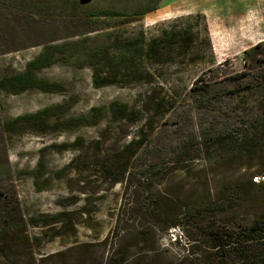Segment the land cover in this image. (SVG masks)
Masks as SVG:
<instances>
[{
	"label": "rangeland",
	"instance_id": "rangeland-1",
	"mask_svg": "<svg viewBox=\"0 0 264 264\" xmlns=\"http://www.w3.org/2000/svg\"><path fill=\"white\" fill-rule=\"evenodd\" d=\"M173 1L119 20L86 12L138 5L0 0V231L13 216L18 226L4 237L22 243L0 264H211L198 254L196 227L160 231L141 213L147 197L208 203L229 180L252 176L245 162L223 175L204 156L184 172L175 161L183 143L196 145L213 123L189 102L191 88L202 77L219 89L249 68L244 53L264 41V0L249 7L237 0ZM42 55L51 56V65L36 69L31 63ZM25 73L31 88L19 80ZM112 105L129 113L113 114ZM147 119L151 147L132 160L133 177L124 178L123 168H99L137 141ZM156 163L158 174L146 175ZM250 208L242 201L231 215L243 217Z\"/></svg>",
	"mask_w": 264,
	"mask_h": 264
},
{
	"label": "trees",
	"instance_id": "trees-1",
	"mask_svg": "<svg viewBox=\"0 0 264 264\" xmlns=\"http://www.w3.org/2000/svg\"><path fill=\"white\" fill-rule=\"evenodd\" d=\"M129 1L138 6L129 11L114 8L90 10L86 12L87 17L127 20L126 18L145 16L156 11L163 0ZM184 37L185 42L190 40L188 30L184 32ZM142 42L140 41L141 44ZM161 42L153 41L149 44V50H157ZM166 42L171 46L172 37ZM244 54L245 64L249 68L222 81L220 84L223 85L219 89L216 88V82L206 81L202 77L194 83L188 100L195 108L210 115L213 123L197 135L196 145L189 147L183 143L175 164L178 166L177 171L184 172L187 171L188 162L197 161L204 156L202 159L206 165L215 162L223 169L224 175L233 166L237 165L239 168L238 163L241 166L245 162L246 169L253 172L252 176L244 181L229 180L223 190L216 194L217 199L208 203L195 202L192 198L178 201L147 197L141 213L144 220L152 221L160 231L175 228L186 233L187 225L196 227L198 254L211 264H264V182H253V177L264 176V41ZM50 58L51 56L42 55L31 64L36 69L46 68L51 65ZM125 74L131 76L129 72ZM19 80L27 88L34 86L30 73H25ZM42 88H45L44 85ZM163 106H166L165 100ZM112 111L113 114L124 116L129 113L126 106L112 105ZM37 117L39 116L22 117L9 126L15 127L23 122L36 120ZM148 130L151 131L149 119L138 130L137 141L132 140L110 159H103L99 162V168H123L124 178H132V160L140 151L151 147L146 136ZM94 165L96 166V162ZM158 169L159 164L156 163L149 166L145 174H158ZM242 201L250 204V210L243 217L231 215L241 206ZM16 226L18 224L13 221V216H9L4 221V230L0 231V256L4 259H9V252L13 249L20 251L22 248L19 240L4 237V233L12 231Z\"/></svg>",
	"mask_w": 264,
	"mask_h": 264
},
{
	"label": "crops",
	"instance_id": "crops-1",
	"mask_svg": "<svg viewBox=\"0 0 264 264\" xmlns=\"http://www.w3.org/2000/svg\"><path fill=\"white\" fill-rule=\"evenodd\" d=\"M170 1L174 3L173 0H170ZM208 1H210V0H206V2H208ZM233 1H235V0H233ZM256 1L257 0H237V2H239V3L248 5L247 7H249L250 5L251 6L255 5ZM246 9H248V8H246ZM240 13H246V11L242 10V11H240ZM248 13H249V10H248ZM242 16L245 17L246 15L242 14ZM250 36H251L250 38H252V36H254L253 31L251 32ZM250 40H252V39L247 40L248 44L251 42Z\"/></svg>",
	"mask_w": 264,
	"mask_h": 264
},
{
	"label": "built area",
	"instance_id": "built-area-1",
	"mask_svg": "<svg viewBox=\"0 0 264 264\" xmlns=\"http://www.w3.org/2000/svg\"><path fill=\"white\" fill-rule=\"evenodd\" d=\"M254 183H262L264 182V176L263 177H256L253 179Z\"/></svg>",
	"mask_w": 264,
	"mask_h": 264
}]
</instances>
